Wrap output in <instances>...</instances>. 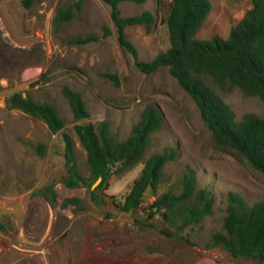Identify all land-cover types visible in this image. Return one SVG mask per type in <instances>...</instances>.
<instances>
[{
  "label": "rangeland",
  "instance_id": "obj_1",
  "mask_svg": "<svg viewBox=\"0 0 264 264\" xmlns=\"http://www.w3.org/2000/svg\"><path fill=\"white\" fill-rule=\"evenodd\" d=\"M210 2L211 11L196 33L199 39L227 37L250 0ZM69 6L73 19L56 26L57 8ZM120 9L123 16L149 9L156 17L151 31L141 25L126 28L141 60L148 61L169 46L167 27L161 21L164 11L156 0L140 5L122 2ZM104 26L111 30L107 37ZM88 35L98 39L70 43ZM104 74H115L118 84ZM205 79L231 105L237 119L248 112L264 118V104L257 96ZM63 86L80 92L90 113L84 122L107 119L117 140L130 134L146 105L158 108L162 125L151 136L147 156L165 147L175 148L177 156L165 164L159 186L147 190L142 206L148 207L168 188L178 191L190 164L196 169L198 186L213 197L212 213L172 237L161 232L164 224L158 214L148 219L146 211L133 214L115 208L111 202L123 200L141 163L109 177L101 191L105 207L90 200L86 184L68 189L63 183L67 171L62 131L75 143V162L84 178L88 166ZM14 92L52 104L64 129L53 133L44 122L10 109L5 99ZM37 146H44L42 154ZM49 185L57 195L54 206L36 195ZM229 192L240 194L248 205L264 199V174L245 159L214 147L198 106L166 67L150 75L135 67L132 56L117 42L108 5L102 0H37L24 8L21 0H0V230L4 234L0 264L13 259H17L13 264H264L209 248L211 234L222 227ZM72 197L80 201L64 205Z\"/></svg>",
  "mask_w": 264,
  "mask_h": 264
},
{
  "label": "trees",
  "instance_id": "obj_2",
  "mask_svg": "<svg viewBox=\"0 0 264 264\" xmlns=\"http://www.w3.org/2000/svg\"><path fill=\"white\" fill-rule=\"evenodd\" d=\"M36 1L21 0V4L29 8ZM102 1L109 6L117 42L132 56L135 67L146 75L166 67L169 75L195 101L211 132L214 147L245 159L264 174V118L248 112L237 119L231 105L205 79L210 77L220 87L225 83L236 86L244 95L257 96L264 104V0H250L227 37L213 35L206 39L197 38L196 33L211 11L210 0H156L158 8L164 11L161 21L167 27L169 46L148 61L139 58L137 48L126 35V28L141 25L151 31L156 20L153 11L145 9L140 14L123 16L120 9L122 2L140 5L147 0ZM73 17V6L58 7L54 24L60 27ZM103 30V37L111 33L107 26ZM97 39L95 35H88L72 39L70 43L81 45ZM104 75L118 84L115 74ZM61 91L69 103L73 128L86 151L88 166V175L84 178L75 162V143L70 134L62 131L67 171L63 183L68 189L86 184L90 200L98 207H105L107 202L101 191L109 177L141 163L142 169L123 200L111 202L115 208L124 212L130 210L133 214L143 210L148 213V219L158 214L164 224L161 232L172 237L212 213L213 197L207 188L198 186L196 169L190 164L185 166L178 191L168 188L156 195L148 207L142 206L147 190H156L159 186L165 164L177 156V150L169 147L147 156L151 136L162 125L158 108L146 105L130 134L117 140L107 119L84 122L90 118V113L79 91L67 86ZM5 101L10 109L44 122L53 133L64 129V121L48 102L36 101L21 92L10 94ZM37 150L42 154L44 146H37ZM98 179V184L93 187ZM36 195L42 196L50 206L57 201L51 185L36 191ZM79 201L78 197L68 198L64 205ZM209 248L222 249L233 258L264 263V199L248 205L240 194L229 192L222 227L211 234Z\"/></svg>",
  "mask_w": 264,
  "mask_h": 264
},
{
  "label": "water",
  "instance_id": "obj_3",
  "mask_svg": "<svg viewBox=\"0 0 264 264\" xmlns=\"http://www.w3.org/2000/svg\"><path fill=\"white\" fill-rule=\"evenodd\" d=\"M99 180H100V179H98V180L96 181V183L93 185V187H94L95 185L98 184ZM130 212H131L130 210L127 211V213H130ZM0 235H1V236H4V234H2V232H1V230H0ZM212 251L215 252V250H212Z\"/></svg>",
  "mask_w": 264,
  "mask_h": 264
},
{
  "label": "crops",
  "instance_id": "obj_4",
  "mask_svg": "<svg viewBox=\"0 0 264 264\" xmlns=\"http://www.w3.org/2000/svg\"><path fill=\"white\" fill-rule=\"evenodd\" d=\"M16 261H17V259H13V260H11L10 263L8 262V264H13V263H15Z\"/></svg>",
  "mask_w": 264,
  "mask_h": 264
}]
</instances>
